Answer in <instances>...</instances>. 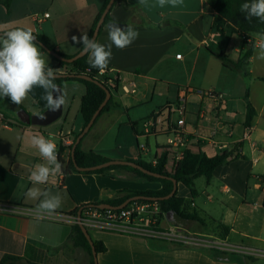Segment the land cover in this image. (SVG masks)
Listing matches in <instances>:
<instances>
[{
  "label": "crops",
  "instance_id": "obj_1",
  "mask_svg": "<svg viewBox=\"0 0 264 264\" xmlns=\"http://www.w3.org/2000/svg\"><path fill=\"white\" fill-rule=\"evenodd\" d=\"M22 1L13 0L9 10L0 5L4 9L2 11L8 15V23L25 21V16L18 14L19 8L23 6ZM32 2L34 6L28 18L38 24L41 34L33 33L46 36L52 50L75 56L81 51L82 45L73 42L72 37H79L82 33L89 35L93 21L105 0ZM126 2L129 5L127 9L122 3L114 5L110 12L111 22L132 25L139 32V37L123 50L113 46L112 59L106 69L111 70L108 77L116 80L119 86L135 82L138 86L137 93L124 95L120 91L112 92L116 106L104 113L93 129L84 136L81 149L105 157L98 146L107 134L117 126H123L124 115L128 118L127 125L136 123L135 128H138V122L133 121L128 114L133 109H139L145 114L142 124H152L150 130L144 127L145 136L157 138L161 133L168 134L175 114L161 108L147 116L143 109L146 104L154 101L157 90L160 99L167 98L166 107L177 106L180 90L188 87L222 94L224 99L219 100L189 95L186 115H195L197 118L194 122L186 119V128L191 134L189 149L213 157L237 147L244 159L230 161L218 167L210 178L202 176L208 187L212 186L216 177L224 182L222 188L229 195L220 201L223 205L220 219L215 217L217 207L207 209L214 201L209 193H206L207 200L203 202V206H206L204 209L198 207L195 199L191 208L199 211L203 218L209 217L228 226L231 230L225 237L226 242L264 249V201L248 195L252 183L255 190H262L263 187L258 181L264 182V179L257 180L258 174H264L258 169L259 163L264 160V120L260 122L264 117V82L259 79L264 78V60L258 58L255 48L247 65L248 77L232 72L222 65L216 55L224 52L230 60L237 62L250 44L231 24L209 8L208 0H184V5L176 8H149L140 5L138 0ZM45 14H49V17L45 18ZM10 16L13 17L11 21ZM35 16L41 22H36ZM78 25H81L80 31L74 33L72 28ZM47 26L49 30L45 29ZM251 37L259 40L261 38L256 35ZM96 41L101 44L109 43L107 25L103 27ZM45 55L49 67H55L56 62L47 53ZM66 83L83 85L79 82ZM247 91L248 100L257 115L252 126L245 128V109L242 112V130L237 131L238 125L234 117L240 113L234 107H237L239 100L246 98ZM85 92L84 86V92L78 98H69L63 106L61 117L65 115L64 124H68V130L57 132L56 135L48 130L37 132L46 138H57V149L59 143L70 146L73 138L84 129L83 120L81 118L79 123V117L80 103ZM173 93H176L175 102L169 101ZM43 96L44 90L36 87L22 104L6 102L8 114L0 110V261L5 256L43 258V249L48 251L50 248L62 246L70 235V223L38 219L34 211L38 201L25 197L26 191L33 187L29 180L33 166L44 161L38 150L30 146L29 138L36 134L31 129L32 125L21 126L17 112L21 106L30 115L43 113L47 110ZM74 105L76 115L70 125ZM165 110L168 113L167 127L158 131L157 117ZM164 147L165 145L155 147L152 162L162 155ZM66 154L67 151L63 154L64 158ZM132 156L131 153L121 151L113 157L105 158L143 161L141 155ZM39 187L53 194L57 191L62 196V205L55 214L65 215L86 204H101L121 197L124 195L120 193L122 191L159 190L161 184L146 181L125 170H112L104 175L73 172L64 177L60 173ZM198 196L197 191L196 198ZM179 197L191 200V196ZM180 226L179 229L190 230L189 232L204 237L205 239H201L204 241L221 239L220 230H204L193 221H183ZM90 234L93 239L103 242L107 247L105 253L97 255L98 264H264V259L250 260L244 256H233L231 260L218 259L205 252L203 246L177 247L168 240L158 238L148 239L106 231H90ZM232 237L235 240L232 241Z\"/></svg>",
  "mask_w": 264,
  "mask_h": 264
},
{
  "label": "trees",
  "instance_id": "obj_2",
  "mask_svg": "<svg viewBox=\"0 0 264 264\" xmlns=\"http://www.w3.org/2000/svg\"><path fill=\"white\" fill-rule=\"evenodd\" d=\"M12 1L13 0H0V5L4 6L7 10H9ZM109 1L110 0H105L104 5L102 6L97 16L95 17L92 27L90 29L89 35H88L90 38H92L93 32L107 4L109 3ZM244 2H246V0H208V6L219 17L224 19L225 22L231 24L242 37L248 38V36L250 35L251 36L256 35L259 37L264 36V22H261L257 18H254V17L248 20L246 19L245 14L241 12L240 7ZM117 3H122L126 9L129 8V5L126 2V0H116L114 5ZM110 12L105 18L104 24L102 28L100 29L99 35L103 27L111 23ZM35 43L40 47L42 51L47 53L54 62H56L55 67H52V68L58 69L57 73L61 71L62 73L60 74L65 75V77L57 78L54 81L58 86H63V84L66 82H79L85 86L86 92H85V95L82 97L81 103H80V115L83 120L84 127L87 126V124L90 122L96 110L99 108V106L102 104V102L106 98V92L104 88L111 90V92H114V91H117L119 83L116 80H113L109 77L100 78L99 70L95 68H90L87 62L88 61L87 55L76 60L73 63H67V62L59 61L53 58L49 54L48 51L52 50V48L50 47L49 39L46 36L36 35ZM254 49L255 48L253 47V45L250 44L247 50L242 55V57L237 62H233L232 60H230L224 52L220 53L219 55H216V57L221 61L222 65L226 69L232 72L238 73L244 77H248L249 73L247 70V65H248L250 58L252 57ZM58 54L63 56L66 59H70L73 57V56L63 55L61 53H58ZM70 75H85V76L90 77L92 81L73 78V77H70ZM259 79L260 81L264 82V78H259ZM246 98L248 99V91L246 93ZM115 106L116 105L113 101V95H112L107 105L104 107V109L101 111L100 115L96 119L90 131L93 129V127L95 126L99 118L104 113H107L111 108ZM19 109L21 110L23 108L19 106ZM256 115H257V112L252 106V104L250 102H247L245 121L243 124L245 128H250L252 126V123ZM18 123L24 127L30 126V125L22 124L20 122ZM136 125H137L136 123L132 124V129L134 131H135ZM77 137L78 135L74 137L72 144L70 146H63L61 143H59L58 145V149H57L58 160L63 166L61 173L62 175H64V177L73 172L82 173V174L104 175L107 172L112 171V170H125L146 181L156 182V183L161 184V188L159 190L122 191L120 193H124L123 196L117 197L113 200H107L106 202H103V203H108L113 206H118L124 203L127 199L134 197V196H142V197H147V198H165L169 194H171L174 188V183L172 180L156 178L154 176L147 175L143 173L142 171L136 168L130 167V166L113 165V166L95 170V171L79 172L76 169L75 164L71 157V150H72L73 145L76 142ZM83 139L84 137L82 138L81 142L77 145L76 150L74 152L75 163L77 164L78 167H82V168L93 167V166H97V165H100V164H103L109 161L107 158L93 151L84 152L81 149V144H82ZM65 151H69V155L67 159L63 157V154ZM238 159H244V156L241 155V152L239 151L237 147L234 150L224 151L213 157H210L202 152L195 153L189 149L186 152L185 158L177 165V167L174 169L172 174L168 172L166 153H164L159 158L157 165H153L152 163H147L141 160L130 159L129 161L134 162L153 173L173 178L177 181L178 185L181 184L189 190L191 200H186V199L179 197L178 190H177L176 194L173 197L169 199H161L158 201L163 213H165L166 215H168L169 213L172 214L173 222L171 224L173 226L181 227L180 224L183 221H193V222L198 223L200 227L204 230L209 229V228L215 231L220 230L222 232L221 239H225V237L229 235L231 229L224 224L216 222L212 218L201 217V214L199 211L191 208V204L193 202V199H195L197 196V191L195 189L196 179L202 176L206 178H210L211 176H213L215 170L218 167L224 166L228 164L230 161H234ZM251 177L252 176H250V179ZM257 179L258 180L264 179V176H257ZM97 205L98 204H86V205L81 206L80 208H82V210H86V209L96 208ZM79 209L76 210L75 212H72L70 214H65V215L76 216L78 214ZM92 240H93L94 248H95L97 255L101 253H105L107 251V247L105 246L103 242L97 241L93 238ZM177 247H184V246L177 245ZM69 248L84 250L90 256L89 264H95L94 257L92 255L91 245L88 239L85 237L84 233L82 232L80 225L78 224L71 225V231H70V235L68 236L67 241L62 246L58 248H53V249L57 250V249H69ZM50 250L52 249L50 248L48 251ZM203 250L207 252L208 254L214 256L215 258L224 259V260H231L233 256H242V255L233 254V253L221 252L215 249L203 248ZM244 257L250 260H254L253 258H250L247 256H244ZM0 264H47V263L44 262L42 258L28 259L26 257L5 256L0 261Z\"/></svg>",
  "mask_w": 264,
  "mask_h": 264
},
{
  "label": "clouds",
  "instance_id": "obj_3",
  "mask_svg": "<svg viewBox=\"0 0 264 264\" xmlns=\"http://www.w3.org/2000/svg\"><path fill=\"white\" fill-rule=\"evenodd\" d=\"M142 6L149 8H173L184 5V0H138ZM240 10L246 19L253 17L264 22V0H246ZM139 32L132 25L108 26V44H101L94 38L82 33L79 37L73 36V42L82 45L81 52L88 56L90 68L105 71L112 59V47L123 50L129 47L137 38ZM36 35L33 29L13 28L0 29V98H8L15 105L22 104L28 94L36 87L44 90L43 99L47 109L51 112L60 110L67 103V94L62 92L54 82L57 79L58 69L49 67L44 53L35 43ZM258 58L264 60V36L257 44ZM40 119L45 115L37 114ZM30 146L37 149L44 163L33 166L29 180L33 187L29 188L25 197L38 201L34 209L37 218L55 214L62 205V196L50 191L42 190L40 185L47 184L51 178L62 172L63 166L58 160L57 144L52 138L42 134H33L29 138Z\"/></svg>",
  "mask_w": 264,
  "mask_h": 264
},
{
  "label": "built area",
  "instance_id": "obj_4",
  "mask_svg": "<svg viewBox=\"0 0 264 264\" xmlns=\"http://www.w3.org/2000/svg\"><path fill=\"white\" fill-rule=\"evenodd\" d=\"M48 17L49 14H45V18ZM35 21L41 22L38 16H35ZM244 40L253 45L254 48H257V44L260 41L257 37L251 36L244 38ZM110 71L111 70L108 69H105L103 73L99 71L100 78H107ZM59 73L62 72L59 71ZM137 88V84L131 81L118 86L117 91L122 92L124 95H135L137 93ZM191 94L197 95L200 98L206 97L213 100L224 99L222 94L188 87L180 90L177 106L168 105L166 107L172 114L176 115V113H178L176 122L172 123L168 129L167 143L162 153V155L164 153L167 154L168 172L171 174L177 165L185 158L186 152L189 150L191 134L186 128V107L188 104V97ZM0 120H2L1 113ZM151 125L150 122H146L144 127L148 129ZM245 136L247 137L248 135ZM225 147L226 146H223V148ZM161 156L156 158L152 164L157 165ZM29 214H31V212H29ZM166 216L158 201L136 200L118 210L91 208L82 210L80 217H78V214L76 216L52 214L45 215L43 218L68 222L71 225H82L89 232L106 231L148 239L158 238L168 240L175 245L203 246L206 249H215L221 252L238 254L253 259H264V249L232 245L226 242L225 239L217 238L211 241L201 240L205 238L173 226L167 220ZM164 222H167L169 226L165 227Z\"/></svg>",
  "mask_w": 264,
  "mask_h": 264
},
{
  "label": "rangeland",
  "instance_id": "obj_5",
  "mask_svg": "<svg viewBox=\"0 0 264 264\" xmlns=\"http://www.w3.org/2000/svg\"><path fill=\"white\" fill-rule=\"evenodd\" d=\"M23 6L19 8L18 14H23L25 16V21L24 22H17V23H8V15L4 13L5 11L2 6H0V29H13L17 27H30L33 29L34 33L41 34V31L38 29V24L33 22L31 18H28L30 13L32 12V7L33 2L32 0H23ZM44 4V2H42ZM7 19V20H6ZM13 20V17H9V21ZM78 27V28H76ZM81 25L75 26L72 28L74 33L77 31H80ZM45 29L49 30V26L45 27ZM77 29V30H76ZM80 33V32H79ZM41 50V49H40ZM42 52V50H41ZM44 53L45 58H47ZM259 84V83H256ZM111 91V90H110ZM62 92L67 94V101L69 98H74V97H79L84 92V86L80 85L78 83H66L65 85L62 86ZM159 90L156 91L155 94V99L154 101L149 104H146L143 109L146 112V115H152L153 112H156L160 110L161 108H166L167 105V98L163 97L160 99L158 97ZM205 99H209L204 97ZM10 99L8 98H0V110L3 111L4 113H9L8 109L6 108V102H9ZM172 102L176 101V93H173L170 100ZM247 102H250L247 98L239 100L236 104L237 107L235 106L234 109L235 111L239 112L240 114L236 117H234L235 123L238 125L237 131H241V124L243 123V114L242 112L245 111ZM76 106L74 105L72 107V113H71V119H70V125H72L74 116L76 115ZM150 111V112H149ZM148 113V114H147ZM129 117L133 119V121L138 122V128H135V131L132 129V125H127L126 121H128V118L125 117L123 118V126H117L112 132L106 135L104 140L99 144V149L103 150L101 152L105 157H113L114 155L118 154L119 152L123 151L126 154L131 153L133 156L132 157H137L141 155V158L143 161L147 163H151L154 157V150L155 147H160L163 145H166L167 143V138L168 134L166 133H161L157 138L153 137H147L145 136V129H144V124H142V120L145 114L142 113L139 109H133L128 111ZM167 111L163 112V114L159 117H157V130L158 131H163L167 127V121H168V115ZM151 117V116H150ZM64 118L60 117L57 121L54 123L40 127V126H31V129L35 131L34 133L37 134L39 130H48L54 135L57 134V132L60 131H66L68 130V124H64ZM127 118V119H126ZM178 118V113L173 116V121L176 122ZM264 118V117H263ZM261 119L260 122H262ZM187 121L194 122L197 120L195 115H186ZM81 122V117H79V123ZM259 126L261 127L260 123ZM48 128V129H45ZM152 127H149V130ZM40 134V133H38ZM54 139L55 142L58 141L57 138H52ZM74 139V138H73ZM73 141V140H72ZM69 151H67V154L65 155L66 159L68 158ZM258 169L264 172V160L261 161L258 165ZM264 174H258L257 176H263ZM258 180V179H257ZM262 185V190H255L253 187V183L250 186V190L248 192V195L251 197L255 198H260L264 201V182L258 181ZM224 185V182H222L218 177H216L213 180L212 186L208 187L206 184V179L205 178H200L196 180L195 186L197 191L199 192V196L195 198V201L198 205L199 208H203L206 206H203V202L207 200V195L206 193H209L213 198V204H211L207 209H212L214 207H217V210L215 212V217L217 219L221 218V214L223 211V208H221L223 205H221V202L223 199L228 197V193H225L224 189L222 188ZM178 194L179 196L183 197H190L189 190L185 188L183 185L178 186ZM57 191H55V194ZM164 226H169L166 222L164 223ZM190 231V230H189ZM235 240V237H232V241ZM42 255H43V261L46 262L47 264H89L90 263V256L88 255L87 252H85L82 249H74V248H69V249H57V250H42Z\"/></svg>",
  "mask_w": 264,
  "mask_h": 264
},
{
  "label": "water",
  "instance_id": "obj_6",
  "mask_svg": "<svg viewBox=\"0 0 264 264\" xmlns=\"http://www.w3.org/2000/svg\"><path fill=\"white\" fill-rule=\"evenodd\" d=\"M115 1L116 0H110L109 3L107 4V6H106V8H105V10H104L99 22H98V24H97V26H96V28H95V30L93 32L92 38H94L95 40L97 39V37L99 35V32H100V29L102 28V26L104 24L105 18L109 14V12L111 11ZM113 23L114 22H111L107 26H109L110 24H113ZM115 24H118V25H120L122 27L126 26L125 24H120V23H115ZM48 52L53 58H55V59H57L59 61L67 62V63H73L76 60H78V59H80V58H82V57H84L86 55V54H82V52L80 51L78 54H76L72 58L66 59L63 56L59 55L54 50H49ZM61 77H65V75L57 73V78H61ZM70 77L92 81V79L90 77L85 76V75H70ZM58 88L62 91V86H58ZM104 90L106 92L105 100L102 102V104L96 110V112L94 113L93 117L91 118V120L87 124V126H85L84 129L82 130V132L78 135V137L76 139V142H75V144L72 147L71 157H72V160H73V162L75 164L76 169L79 172H88V171H95V170L107 168V167H110V166H113V165L130 166V167H133V168H136V169L142 171L143 173H145L147 175L154 176L156 178L170 179L174 183V188H173L171 194H169L165 198H147V197H142V196H134V197H131V198L127 199L124 203H122L121 205H118V206H113V205L108 204V203H101V204H98L96 206V208L101 209V210H105V209L118 210V209L126 207L129 203H131L133 201H136V200L159 201L161 199H169V198L173 197L176 194L177 190H178V183H177V181L175 179L170 178V177H166L164 175L153 173V172L143 168L142 166H140V165H138V164H136L134 162H131L129 160H109V161H107V162H105L103 164H100V165H97V166H93V167H87V168L78 167L77 164L75 163L74 152L76 150L77 145L81 142L82 138L90 131V129L94 125L96 119L100 115L101 111L107 105L108 101L110 100V98L112 96V92L109 89L104 88ZM62 113H63V107L60 110L56 111V112H51V111H49L47 109L46 111L41 113V115H45L46 118L45 119H40L38 115H30L26 110L21 109V110H19L17 112V116H18L19 122L22 123V124L44 127V126H48V125L54 123L55 121H57L62 116ZM81 213H82V208H80L79 211H78V217L81 216ZM166 218H167V220L169 222H173V217H172L171 213H169L166 216ZM80 228H81L82 232L84 233L85 237L88 239V241H89V243L91 245L92 255L94 257V262H95V264H98L97 263V253H96L95 248H94V244H93V240H92L91 234L84 226L80 225Z\"/></svg>",
  "mask_w": 264,
  "mask_h": 264
}]
</instances>
